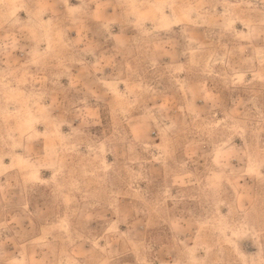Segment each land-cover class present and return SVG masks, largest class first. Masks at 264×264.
<instances>
[{"label": "rangeland", "instance_id": "374dc122", "mask_svg": "<svg viewBox=\"0 0 264 264\" xmlns=\"http://www.w3.org/2000/svg\"><path fill=\"white\" fill-rule=\"evenodd\" d=\"M0 264H264V0H0Z\"/></svg>", "mask_w": 264, "mask_h": 264}]
</instances>
